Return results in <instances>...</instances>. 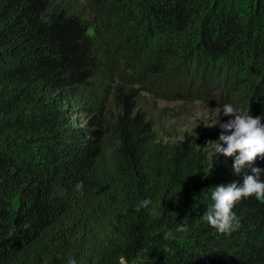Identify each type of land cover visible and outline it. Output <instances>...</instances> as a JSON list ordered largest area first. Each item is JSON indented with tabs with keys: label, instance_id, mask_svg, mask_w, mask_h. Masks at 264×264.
<instances>
[{
	"label": "trees",
	"instance_id": "trees-1",
	"mask_svg": "<svg viewBox=\"0 0 264 264\" xmlns=\"http://www.w3.org/2000/svg\"><path fill=\"white\" fill-rule=\"evenodd\" d=\"M92 86L100 128L73 120ZM142 92L264 116V0H0V264H264V202L231 235L201 219L251 170L216 127L159 138Z\"/></svg>",
	"mask_w": 264,
	"mask_h": 264
},
{
	"label": "clouds",
	"instance_id": "clouds-1",
	"mask_svg": "<svg viewBox=\"0 0 264 264\" xmlns=\"http://www.w3.org/2000/svg\"><path fill=\"white\" fill-rule=\"evenodd\" d=\"M222 112L232 119L219 124L223 131L218 141H212L214 150L217 155L234 159L232 169L236 175H241L245 169H250L252 174H243L242 184L230 182L216 186L212 191L214 203L201 219L218 233L231 235L240 227V219L234 212L235 206L242 199L252 196L264 202V181L261 180L264 169L254 166L258 158L264 159V116L253 117L250 111L238 109L231 103L224 104ZM151 204L150 199H142L136 210L147 209ZM151 214L153 217L158 216L156 209H152ZM177 231L184 232L187 228L181 225ZM169 238H174L171 230L164 233V239ZM67 264L78 262L75 258H69Z\"/></svg>",
	"mask_w": 264,
	"mask_h": 264
},
{
	"label": "rangeland",
	"instance_id": "rangeland-1",
	"mask_svg": "<svg viewBox=\"0 0 264 264\" xmlns=\"http://www.w3.org/2000/svg\"><path fill=\"white\" fill-rule=\"evenodd\" d=\"M138 103L141 108L148 111L157 135L165 141L185 137L197 139L200 134L198 130L205 127H216L222 132L219 124L232 119L225 116L213 100L197 97L194 94L185 99H177L160 98L154 94L142 92ZM74 108L75 123L89 128H100L103 117L117 111L109 96L104 92L100 93L96 86L85 88ZM210 143L213 150V142Z\"/></svg>",
	"mask_w": 264,
	"mask_h": 264
}]
</instances>
